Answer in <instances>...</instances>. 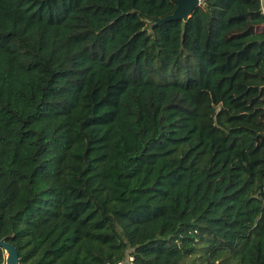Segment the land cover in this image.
I'll list each match as a JSON object with an SVG mask.
<instances>
[{"label":"trees","instance_id":"16d2710c","mask_svg":"<svg viewBox=\"0 0 264 264\" xmlns=\"http://www.w3.org/2000/svg\"><path fill=\"white\" fill-rule=\"evenodd\" d=\"M175 8L0 0V264H264L261 1Z\"/></svg>","mask_w":264,"mask_h":264},{"label":"water","instance_id":"95a60500","mask_svg":"<svg viewBox=\"0 0 264 264\" xmlns=\"http://www.w3.org/2000/svg\"><path fill=\"white\" fill-rule=\"evenodd\" d=\"M176 3V8L173 13L161 17V18H150L149 21L154 25H157L162 22H167L171 20H183L187 21L195 9L200 6L201 0H173ZM1 245L4 247L5 252L6 248H9V255L6 253V264H21V257L17 247L10 242H1Z\"/></svg>","mask_w":264,"mask_h":264},{"label":"rangeland","instance_id":"374dc122","mask_svg":"<svg viewBox=\"0 0 264 264\" xmlns=\"http://www.w3.org/2000/svg\"><path fill=\"white\" fill-rule=\"evenodd\" d=\"M222 14H223L222 10H220V9H215L213 11V16L215 17L214 26L217 27L218 25H220V23L222 22ZM257 29H258V32L264 34V25L258 26ZM6 253H7V255H9V251L7 248H6Z\"/></svg>","mask_w":264,"mask_h":264},{"label":"built area","instance_id":"2783aa9c","mask_svg":"<svg viewBox=\"0 0 264 264\" xmlns=\"http://www.w3.org/2000/svg\"><path fill=\"white\" fill-rule=\"evenodd\" d=\"M260 1H261V5H262V13L264 14V0H260ZM134 260H135V257L131 253H129L123 259H121L115 263L109 262L108 264H133Z\"/></svg>","mask_w":264,"mask_h":264},{"label":"bare ground","instance_id":"6f19581e","mask_svg":"<svg viewBox=\"0 0 264 264\" xmlns=\"http://www.w3.org/2000/svg\"><path fill=\"white\" fill-rule=\"evenodd\" d=\"M7 249H8V251H10L9 248H7ZM9 253H10V252H9Z\"/></svg>","mask_w":264,"mask_h":264}]
</instances>
